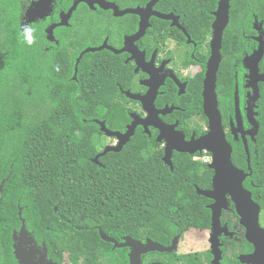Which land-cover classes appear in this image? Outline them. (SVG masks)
<instances>
[{"label": "trees", "instance_id": "16d2710c", "mask_svg": "<svg viewBox=\"0 0 264 264\" xmlns=\"http://www.w3.org/2000/svg\"><path fill=\"white\" fill-rule=\"evenodd\" d=\"M30 1L0 0V180L4 181L0 197L6 206L1 228L11 227L14 209L9 198L14 180L32 182L34 203L43 205L41 198L48 197L46 207L35 210V221L63 232L69 250L79 253L87 264H100L103 258L112 264L127 263L126 251L112 250L111 244L100 239L99 230L117 242L129 236L168 247L173 237L205 227L207 211H193L190 203L192 199L198 206L203 201L192 185L202 189L207 168L192 156L175 154L170 171L162 163L163 151L154 136L148 138L138 130L119 153H107L98 164L90 160L99 151L103 136L93 120L104 122L108 130H121L130 122V110L122 104L110 73L113 64L118 65L116 57L112 60L108 53L84 56L73 81L77 54L66 52L63 84H48L56 72L57 56L51 54L45 60L28 43L21 24ZM239 1L255 4L264 33V0H233L216 89L220 109L227 116L232 111L234 75L240 78L236 63L242 52L251 49L234 40ZM59 2L55 0L52 8L54 21L71 4L69 0L64 6ZM173 4L183 20L209 25L216 0H175ZM39 31L34 33L35 41ZM259 68L264 73V56ZM258 106L259 138L264 141V84ZM233 147L235 157L239 148ZM162 256L167 261L162 264H173V253Z\"/></svg>", "mask_w": 264, "mask_h": 264}, {"label": "flooded vegetation", "instance_id": "af4514ba", "mask_svg": "<svg viewBox=\"0 0 264 264\" xmlns=\"http://www.w3.org/2000/svg\"><path fill=\"white\" fill-rule=\"evenodd\" d=\"M67 1L60 0L59 3L64 6ZM69 1L70 6L59 11L57 21L51 19L49 14L43 19H35L31 24H25V12L38 0H31L22 16L21 26L25 30L31 29V37L34 40L31 46H35L45 60H48L51 54L57 56V61L53 65L56 72L54 78L48 79V84H63V57L66 52L70 55L77 54L71 78L75 81L76 62L81 54L86 50L99 49L106 45L107 49L95 53H108L112 60L116 57L115 61L118 65L113 64L110 73L115 77V86L123 97L122 104L130 110L128 112L130 122L123 129L106 128L108 131L125 134L127 127L133 121L132 115L139 120L147 119L148 114L144 111L142 103L130 99L126 94L144 97L152 88V91L153 89L155 91L154 109L157 112H166L164 115L158 114L159 121L163 125L173 127L172 135L168 133L169 136L183 137L188 143L209 133V121L203 112V89L212 57L213 24L220 0H216V7L210 12L213 20L209 25L183 20L182 16L176 13V5L173 4L175 0H156L149 8L152 0H105L106 3L115 6L119 12L139 11L138 15L127 14L122 17H115L112 9L103 10L96 4L91 7L85 2H79L80 0ZM76 2H78L76 10L68 20L67 26H58L61 22L60 15L67 14ZM54 3L55 0L52 2V8ZM232 3L233 0H228V24L221 37L216 89L222 63L223 38L230 25ZM255 7L252 1L245 5L239 1L236 9L238 29L234 40L243 42L251 49L249 53L242 52L240 61L236 63L240 78L237 80V74L234 75L232 111L228 116L225 110L224 113L221 111L216 92L221 127L224 138L231 147L230 161L232 166L242 173V188L249 194L250 201L241 195L233 199L228 194L231 191L223 185L217 189L216 198L219 203L216 206L214 199L198 195L197 189L203 192L214 191L215 172L209 168L213 163V155L207 151L192 155L193 161L202 163L207 171L211 172V176L207 171L203 174L202 189L192 185L194 193L202 197L203 201L198 203V206L192 199L190 203L193 211L200 208L207 211L209 223L203 228L189 229L180 236L173 248V264H264V163L260 159V153L264 152L261 148L264 146V141L259 138L262 127L258 112L260 87L264 83L258 82L255 85L251 79L261 39L264 43V33L263 20L258 19ZM141 27L144 30L143 35L134 40L133 37ZM38 29H40L39 36L35 41L34 33ZM88 54H84L82 58ZM263 56L257 63L259 75H264L259 68ZM255 87L258 89L256 101L253 100ZM93 122L97 124L99 121L93 120ZM138 130L148 138L154 136L155 142L160 134L159 130L152 126L147 127L148 134L144 133L143 126L139 125L134 135ZM101 133L103 135L100 140L101 147L90 159L92 162L106 148H117L119 145L117 137H108L105 133ZM157 145L162 149L164 156L165 140ZM233 146L239 148L235 157ZM175 154L186 153L173 151L172 157ZM202 157L205 158L204 162L201 160ZM3 182L0 180V196ZM228 183L231 184V181ZM11 185L9 199L14 213L10 228H1L2 209H6V206L1 203L0 197V264H87L79 253L72 254L63 232L50 230L44 222L39 226L35 221V210L45 208L44 204L49 202L48 197H42L43 205H38L34 203L31 194L32 182L14 180L11 181ZM213 211L218 217L214 225ZM122 238L118 243H122ZM111 246L113 248L112 244ZM123 250L126 251V264H129L130 249L123 248ZM163 254L167 253L143 254L140 256L139 264L167 262ZM100 264H112V262L103 258Z\"/></svg>", "mask_w": 264, "mask_h": 264}, {"label": "water", "instance_id": "95a60500", "mask_svg": "<svg viewBox=\"0 0 264 264\" xmlns=\"http://www.w3.org/2000/svg\"><path fill=\"white\" fill-rule=\"evenodd\" d=\"M52 2L53 0H38L33 6H31L24 15L25 24H31L35 19H43L49 14L52 13ZM79 2H85L89 6H93V4L98 5L103 10L112 9L114 11L115 17H122L127 14H135L138 15V10H125L123 12H119L118 9L105 2V0H94V1H86L80 0ZM156 0H152L149 4L148 8L155 4ZM78 2L74 3V5L69 9L68 13L63 16L60 15V24L58 26H67V22L70 19L72 13L76 10ZM163 19H169L170 17H162ZM228 24V0H220L218 5V10L215 13V22L213 24L214 30V40L212 42V57L210 60V67L208 73L206 75V79L204 81V89H203V112L209 121V133L204 137H201L197 140H191L186 143L183 137L175 138L169 136L168 133L173 132L172 126L163 125L159 119L158 114L164 115L165 111L157 112L154 109L153 101L155 98V91L150 88L149 93L144 97L132 96L126 94L130 99L141 102L143 105V109L148 114V118L145 120H139L135 115H132V123L127 127L125 134L112 133L108 131L103 122H97L100 127V131L105 133L108 137H117L119 140V145L117 148H106L100 155L94 158L93 162L98 164V159L105 156L107 153H119L125 144H127L131 137L134 135V131L137 126L141 125L144 128V133L148 134L147 127L152 126L155 129L159 130L160 134L156 139L157 143H160L162 140H165L166 147L164 150V156L162 158V162L165 166H167L170 171H173L172 166V153L173 151L178 153H186L190 156L195 153L207 151L213 155V163L209 166L210 169L214 170L215 176L213 177V189L211 192H203L197 189V194L214 199L216 204L219 203L216 198L217 189L223 185L224 188L230 190L228 193L234 199L235 196L241 195L242 197L248 199L250 201L249 194L246 193L242 188V173L238 172L231 164L230 155H231V147L228 145L224 138V133L221 127V117L219 111L217 109V100H216V91H215V81H216V73L218 69V65L220 62L219 50L221 48V37L222 32L226 28ZM52 31V29L50 30ZM143 28L141 27L138 33L133 37L134 40H137L140 36L143 35ZM103 49H107L106 45H103L99 49H90L86 50L81 54L79 59L76 62L75 67V75L77 71L78 64L80 59L84 54L99 52ZM264 53V43L261 39V43L257 50V60L256 65L254 67L252 80L256 85L258 82L264 83V75H259L257 63L260 61L261 57ZM254 85V86H255ZM253 100H258V89L255 87ZM174 138V140H173ZM231 181V184L228 183ZM223 194L221 195V198ZM223 202V201H222ZM214 210V207H213ZM218 214V213H217ZM218 221V217L216 213L213 211L212 214V224L214 225ZM99 237L102 241L112 244L115 249H130L129 255V264H139L140 256L149 252H157V253H173L174 245L178 243L180 236H176L172 241L170 246L163 247L158 243H155L149 239H146L144 242L136 241L126 236L122 238V243H118L113 238L107 237L103 232L99 230Z\"/></svg>", "mask_w": 264, "mask_h": 264}, {"label": "clouds", "instance_id": "9594fccd", "mask_svg": "<svg viewBox=\"0 0 264 264\" xmlns=\"http://www.w3.org/2000/svg\"><path fill=\"white\" fill-rule=\"evenodd\" d=\"M26 35H27L28 43L32 44L34 42V40L31 37V29L30 28L26 29Z\"/></svg>", "mask_w": 264, "mask_h": 264}, {"label": "built area", "instance_id": "2783aa9c", "mask_svg": "<svg viewBox=\"0 0 264 264\" xmlns=\"http://www.w3.org/2000/svg\"><path fill=\"white\" fill-rule=\"evenodd\" d=\"M201 160L204 162L205 158H203V157H202V159H201Z\"/></svg>", "mask_w": 264, "mask_h": 264}]
</instances>
